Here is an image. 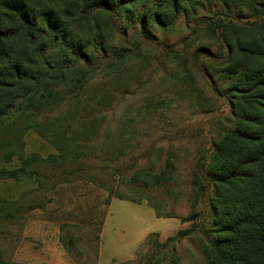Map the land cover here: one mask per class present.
I'll return each instance as SVG.
<instances>
[{"label": "rangeland", "instance_id": "374dc122", "mask_svg": "<svg viewBox=\"0 0 264 264\" xmlns=\"http://www.w3.org/2000/svg\"><path fill=\"white\" fill-rule=\"evenodd\" d=\"M243 7L244 18L233 17L231 38L264 42V31L239 27L256 20L250 6ZM218 9L216 0H181L175 18L150 17L145 25L126 18L125 43L111 19L100 16V30L90 33L70 8L59 7L63 24L94 59L119 47L127 55L133 41L139 53L126 58L119 73L95 71L72 99L66 85L59 99L0 120V169L18 168L20 158L31 161L25 166L30 177L0 179V264H96L106 215L101 264L133 260L150 233L164 241L190 227L178 217L207 221L195 174L236 130L237 98L247 109L256 102L264 108L262 98L230 90L240 76L231 74L233 65L264 67V58L236 51L225 61L220 41L198 30ZM191 30L196 34L184 43ZM186 44L178 57L170 53ZM116 197L146 203L162 217L143 203L120 200L108 210ZM203 240L197 232L177 241L178 263L204 264Z\"/></svg>", "mask_w": 264, "mask_h": 264}, {"label": "trees", "instance_id": "16d2710c", "mask_svg": "<svg viewBox=\"0 0 264 264\" xmlns=\"http://www.w3.org/2000/svg\"><path fill=\"white\" fill-rule=\"evenodd\" d=\"M216 2L219 9L202 18L198 30H205L220 41L225 61L236 51L244 58H264V42H248L243 35L244 40L230 36L236 26L233 17L244 18L241 11L245 4L256 20L241 22L239 27L264 31V0ZM180 5L181 0H0V120L35 104L42 106L59 99V89L66 85L74 91L70 94L72 99L81 93L95 71L119 73L126 58L139 53L138 43L133 41V49L127 55L126 49L119 47L110 56L94 59L78 35L63 24L59 7L70 8L69 15L84 22L79 24L81 29L90 33L100 30V16L111 19L126 43V18L135 17L142 25L150 17L159 22L169 13L175 18ZM195 31L191 30L184 43H189ZM187 46L170 53L178 57ZM232 70L231 74L240 76L230 90L264 100V67L250 62L246 66L233 65ZM237 100L232 104L236 130L222 137L203 173L195 174L201 192L199 200L205 198L207 221L199 225L194 217H178L181 222L191 221L190 227L164 241H159L156 233L149 234L135 250L133 260L111 264H179L176 242L197 232L204 237V264H264V108L256 102L248 112L241 99ZM30 162L20 158L18 168L0 169V179L30 177L25 172ZM141 246H147V250L140 252Z\"/></svg>", "mask_w": 264, "mask_h": 264}, {"label": "crops", "instance_id": "0c3cea01", "mask_svg": "<svg viewBox=\"0 0 264 264\" xmlns=\"http://www.w3.org/2000/svg\"><path fill=\"white\" fill-rule=\"evenodd\" d=\"M114 200H120V201H126V202H131V203H133V204H141V203H143V202H139V203H137V202H133V201H130V200H125V199H117V198H113V199H111L110 201H109V203H108V210H109V208H111L112 206H113V204L115 203V201ZM143 204H145L146 206H148V207H150L148 204H146V203H143ZM122 205H124V204H122ZM115 207H119V206H116L115 205ZM150 208H152V207H150ZM153 209V208H152ZM153 211H154V209H153ZM154 214H155V211H154ZM155 216L157 217V218H160V217H158L156 214H155ZM108 219H109V216L108 215H106L105 216V218H104V220H103V222H102V226H101V229H100V233H99V243H98V247H97V256H96V264H101L100 263V260H101V254H100V250H101V247H100V238H101V234H103V232H104V229H105V226L107 225V223H108ZM122 231V230H121ZM124 231H122L121 233L122 234H124L123 233ZM150 234H152V233H150ZM157 234V233H156ZM149 235V234H148ZM147 235V236H148ZM158 235V234H157ZM124 236L126 237V233L124 234ZM170 236V235H169ZM169 236H167V237H169ZM159 237V236H158ZM166 237V238H167ZM165 238V239H166ZM128 259V257H125L124 259Z\"/></svg>", "mask_w": 264, "mask_h": 264}]
</instances>
